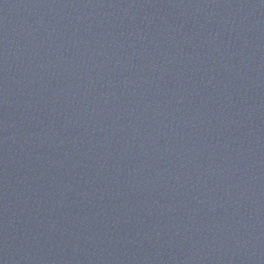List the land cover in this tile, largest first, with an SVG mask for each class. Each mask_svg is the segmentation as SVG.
<instances>
[{
  "label": "water",
  "instance_id": "water-1",
  "mask_svg": "<svg viewBox=\"0 0 264 264\" xmlns=\"http://www.w3.org/2000/svg\"><path fill=\"white\" fill-rule=\"evenodd\" d=\"M0 264H264V0H0Z\"/></svg>",
  "mask_w": 264,
  "mask_h": 264
}]
</instances>
